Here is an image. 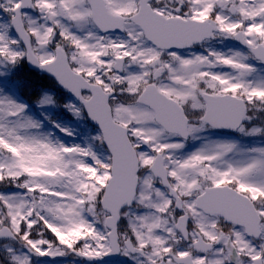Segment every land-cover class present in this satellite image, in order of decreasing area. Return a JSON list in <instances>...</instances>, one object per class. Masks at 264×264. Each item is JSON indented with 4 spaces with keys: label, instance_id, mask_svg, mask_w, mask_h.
<instances>
[{
    "label": "snow or ice",
    "instance_id": "obj_1",
    "mask_svg": "<svg viewBox=\"0 0 264 264\" xmlns=\"http://www.w3.org/2000/svg\"><path fill=\"white\" fill-rule=\"evenodd\" d=\"M0 264H264V0H0Z\"/></svg>",
    "mask_w": 264,
    "mask_h": 264
},
{
    "label": "rangeland",
    "instance_id": "obj_2",
    "mask_svg": "<svg viewBox=\"0 0 264 264\" xmlns=\"http://www.w3.org/2000/svg\"><path fill=\"white\" fill-rule=\"evenodd\" d=\"M22 75H23V73H22ZM25 92H26V94L29 96V94H28L27 90H25ZM29 97H30V96H29Z\"/></svg>",
    "mask_w": 264,
    "mask_h": 264
},
{
    "label": "trees",
    "instance_id": "obj_3",
    "mask_svg": "<svg viewBox=\"0 0 264 264\" xmlns=\"http://www.w3.org/2000/svg\"><path fill=\"white\" fill-rule=\"evenodd\" d=\"M33 80L35 81V78H33Z\"/></svg>",
    "mask_w": 264,
    "mask_h": 264
}]
</instances>
